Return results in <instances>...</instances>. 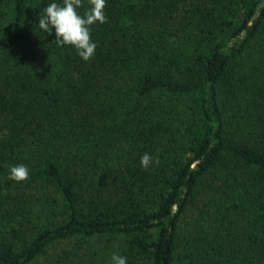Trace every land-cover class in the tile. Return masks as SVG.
<instances>
[{"label":"trees","instance_id":"1","mask_svg":"<svg viewBox=\"0 0 264 264\" xmlns=\"http://www.w3.org/2000/svg\"><path fill=\"white\" fill-rule=\"evenodd\" d=\"M52 2L0 0V264H264V0H105L87 62Z\"/></svg>","mask_w":264,"mask_h":264},{"label":"clouds","instance_id":"2","mask_svg":"<svg viewBox=\"0 0 264 264\" xmlns=\"http://www.w3.org/2000/svg\"><path fill=\"white\" fill-rule=\"evenodd\" d=\"M89 7L81 15L78 9L83 7L82 0H62L45 6L39 15V29L51 35L55 30V43L58 47L69 46L85 62L94 57L96 44L91 39V26L106 23L104 14L105 0H88ZM159 160L145 153L141 156V167L147 169L150 164L158 165ZM9 180L24 182L29 179V169L24 165L10 166ZM111 264H126V257L111 256Z\"/></svg>","mask_w":264,"mask_h":264},{"label":"rangeland","instance_id":"3","mask_svg":"<svg viewBox=\"0 0 264 264\" xmlns=\"http://www.w3.org/2000/svg\"><path fill=\"white\" fill-rule=\"evenodd\" d=\"M198 215H199L198 210L196 208L192 209L186 217V222L190 223L191 221H194V219H196ZM93 244L99 245L101 248H104L105 251H110V253L115 252L116 250H118L119 247L121 249V245L118 240H114V239L110 240L108 237L96 239L95 241H93ZM107 247H109L110 250L107 249ZM61 249H64V246H57V248H54L52 250L51 258L55 257Z\"/></svg>","mask_w":264,"mask_h":264}]
</instances>
